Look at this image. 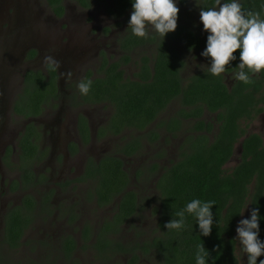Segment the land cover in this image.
Wrapping results in <instances>:
<instances>
[{
    "label": "flooded vegetation",
    "instance_id": "af4514ba",
    "mask_svg": "<svg viewBox=\"0 0 264 264\" xmlns=\"http://www.w3.org/2000/svg\"><path fill=\"white\" fill-rule=\"evenodd\" d=\"M94 1H102V9L110 15L100 14L85 20V16H81L67 20L81 28L79 32L74 33L87 37L86 52L82 58L85 65L66 70L65 73H72L70 80L64 75L60 76L58 69L51 78V71L45 67L44 61L41 65H27L18 75L15 89L9 97V104L7 97L6 124L8 126V107L15 122L10 131L7 129L4 132L0 143V264H9L11 257L8 250L17 248H22L21 261L25 264H59L61 260L66 261V264H85L79 253L83 247L96 251L101 260L99 264H129L131 254L126 253L123 247L131 248L140 244L144 237L152 235L156 226L157 212H153V209L157 189L154 181L160 172V169H157L167 163L168 158L154 156L155 158L148 160H138L134 157L149 143L163 139L164 135L173 137L171 132L164 131V125L156 127L160 133L159 139L150 140L148 134H145L149 128H155L159 120L164 119V115L160 116L164 108L144 129L123 126L122 121L113 119L114 106L111 101L93 100L92 98L96 97L91 94V89L87 95H81L78 83L81 80L92 81L95 77H106L107 70L112 69L113 65L116 70L121 71L123 81L142 80L145 75V63L153 73V62L164 45V38L151 31L146 38L134 36L131 29H128L130 16L127 13L114 15L109 12L107 4L112 0H92L88 7ZM62 2L64 13L67 12V3L66 0ZM197 2L198 0L195 4L199 12L197 18L191 15L185 18L184 14L178 18L201 34L203 24L200 21ZM47 4L52 14L24 22L22 26L25 27L21 29L25 33L29 34L31 31L36 34H54L50 28L60 25L63 13L56 14L49 3ZM47 23H51L49 28L44 27ZM171 42L180 47L179 42ZM181 51L184 59L183 76L196 70L193 67L189 71L185 70L188 64L187 52H193L204 59L205 63L198 66L208 64L207 59L201 55V50L181 47ZM27 52L29 55H35L37 49L29 47ZM5 54L8 58L6 51ZM30 69L40 71L45 78L41 82L31 81L29 84L41 85L43 82L51 87V82H54L56 88L47 93L37 111L17 112L13 108L14 100L23 90L26 84L24 75ZM223 74L224 82L229 85L232 81L231 72ZM171 102L177 104L175 109L180 105L178 99H172ZM55 108H59V112L55 111ZM175 109L173 108V112ZM54 113H57L55 117ZM215 114V111L204 109L201 115L212 122L210 134L217 129ZM55 119L61 123L60 143L50 140ZM190 119L183 118L185 124L177 131V134L182 135L173 146L174 157L177 155L178 145L188 133L185 129ZM132 135L139 136L141 145L127 154L122 148L131 140ZM236 143L234 151L238 144V160L241 146L239 142ZM109 155L121 159L122 167L130 177L125 188L132 189L137 197L136 206L131 213H118L115 206L121 197L119 193H113L110 199L101 202L99 200L97 190L106 189L102 185L99 186V169L113 160L107 158ZM153 167L157 169H152ZM138 170L142 175L148 174L150 177L137 179L135 175ZM142 212L147 213L144 220L148 223L145 226L147 229L143 228L146 235H140L134 226L138 223L137 217L141 218ZM130 224L133 230L126 237H121L120 231ZM12 228L20 230L16 233L15 244H12ZM136 249L139 255L136 264L141 261L155 264V261L150 262L146 255H142L139 248ZM120 255L123 259L118 258ZM152 257L154 258L153 255Z\"/></svg>",
    "mask_w": 264,
    "mask_h": 264
},
{
    "label": "trees",
    "instance_id": "16d2710c",
    "mask_svg": "<svg viewBox=\"0 0 264 264\" xmlns=\"http://www.w3.org/2000/svg\"><path fill=\"white\" fill-rule=\"evenodd\" d=\"M45 1L56 14L63 13V0ZM75 1L84 7L92 2ZM239 2L245 10L259 12L264 19V0ZM178 3L180 17L186 0H179ZM197 6L199 11L201 7L207 10L215 6V0H198ZM107 9L114 15L127 13L131 16L133 0H112L107 4ZM201 29L199 34L197 29L189 27L178 18L177 29L164 37V45L153 62V73L150 66L144 64L145 75L142 80L123 81L121 71L116 70L114 65L107 70L106 77L92 79L91 94L96 97L92 99L111 101L114 106L113 119H119L127 127L144 129L172 99L179 100L180 105L172 114L145 132L150 140L160 136L156 127L164 125V131L174 136L185 124L183 118H191L185 129L188 133L178 145L177 155L168 158V162L158 169L152 168L160 169L154 181L157 189L154 197L156 226L152 235L144 237L140 244L131 248L123 247L126 253L131 254L129 264H136L139 259L136 248H139L142 255H153L155 264H196L200 245H204L210 253L209 258L206 257V264H240L235 223L246 206L249 207L248 219L251 218L253 208L259 209V239L264 241V140L260 133L245 128L263 110L264 71L255 75L249 73L253 81L250 84L235 80L234 73L239 71L237 67L240 63V50H237L234 53L237 59L231 61L225 71L232 75L229 85L224 82L223 73L216 77L209 72L210 58L206 57L207 65L183 76L181 47L201 50L202 53L206 49L209 33ZM171 41L179 42L180 47ZM51 74L53 78L55 71H51ZM44 78L45 75L40 71H26V84L14 100L15 111L32 113L39 109L47 93L56 88L55 83L51 82L49 87L43 82L41 85L29 82H41ZM204 109L216 112L215 120L218 124L212 134L211 120L201 116ZM236 142L241 146L239 159L226 168L225 163L232 156ZM125 144L122 151L131 153L132 149L141 145L139 136L132 135L131 140ZM156 155L160 156L158 153ZM107 158L113 160L99 169V186L106 187L97 190L99 200L110 199L113 193H119L121 197L115 206L118 213H131L137 197L132 189L125 188L130 180L128 172L122 167L120 158L110 155ZM135 176L137 179L150 177L148 174L142 175L139 170ZM193 199L215 202L211 210L216 223L213 224L210 236L200 235L196 218L188 213H185V223L181 229L169 231L164 227L173 218L179 219L175 213L184 210ZM18 232L20 230L12 228V244L17 243ZM260 260H264V255L258 258L257 264ZM138 264L148 263L141 261ZM244 264H248L247 254Z\"/></svg>",
    "mask_w": 264,
    "mask_h": 264
},
{
    "label": "rangeland",
    "instance_id": "374dc122",
    "mask_svg": "<svg viewBox=\"0 0 264 264\" xmlns=\"http://www.w3.org/2000/svg\"><path fill=\"white\" fill-rule=\"evenodd\" d=\"M104 1L106 2L107 0ZM175 2L179 4V0H175ZM66 3L67 12H64L61 15L63 16L60 19L62 22L58 27L50 28L54 34L49 35L48 33L36 34L31 31H29V34H27L23 29H21L22 27H25L22 26V24L28 20L32 21L34 18L37 19L41 16L47 17L48 14H52V10L45 0H0V143L4 132L7 129L10 131L13 123L15 122L14 117L10 115L11 113L9 112L8 107L7 126L5 103L8 97L9 104V97H11L13 90L15 89L20 71L27 65H41L46 55H51L60 62V67L58 68L60 76H62V73H65L66 70H72L77 65L82 67L85 65L84 62H82V58L86 52L85 41H87V37L74 33L76 31L79 32L81 28L73 22H67V20H74V17L81 16H85V20L92 19L93 16L100 14L110 15L102 9V1H94V3L88 8L81 7L75 0H66ZM195 4L196 0H186V3L183 6V14L185 18L190 17V15L191 17H198L199 12L197 11ZM46 17L44 20H46ZM47 24L48 25L44 27H48L51 23ZM86 35L88 36L87 33ZM29 47L36 48L37 53H35V55H29V52H27ZM5 51L8 53V58L6 57ZM186 59L188 64L187 69L185 68V70L187 71L191 70L192 67L194 69L202 67L198 65H202L204 62L202 57L196 55L193 52H187ZM176 105L177 104L175 102H170L165 107L164 111L161 112L160 116L164 115L165 117L172 113L173 108L175 109ZM56 108L55 111L59 112V108ZM56 115L57 113H54V117ZM245 128L247 131H255L260 133L264 140V110L256 115L251 121H249ZM181 135L182 133H179L173 137L164 135L163 139L158 138V141L146 145L144 149H142L141 152L134 157V159L148 160L154 156H157V153L160 154V156H162L164 159L174 157L173 146H175L176 142L179 141ZM61 136V123L58 119H55L54 131L52 134H50V140L54 143H60ZM237 149L238 144L236 145V149L233 152V156L225 163L226 168H229L237 161ZM248 213L249 207L246 206L242 210L241 215L236 219V237L238 235L236 229L239 226V222L242 219H248ZM140 216L141 218L137 217L138 223H135L134 226L137 228V230H139L140 235H143V233L146 235L147 233L144 229H147L145 226H147L148 223H146L144 220L147 218V213L142 212ZM132 230V224L126 225L120 231L121 237H126V235H129V232ZM236 248L240 257V264H244L245 253L242 251L238 240ZM79 253L82 256L83 262L85 264H99L101 262L94 249L83 247L79 250ZM22 254V248L8 250V255L11 257L9 264H25L23 261H21ZM125 256L126 253L123 254V257ZM123 257L121 255L118 256L119 259H123ZM147 259L150 262L155 261V258H153L152 255L147 256ZM59 264H66V261L61 260Z\"/></svg>",
    "mask_w": 264,
    "mask_h": 264
},
{
    "label": "clouds",
    "instance_id": "9594fccd",
    "mask_svg": "<svg viewBox=\"0 0 264 264\" xmlns=\"http://www.w3.org/2000/svg\"><path fill=\"white\" fill-rule=\"evenodd\" d=\"M179 11L175 0H133L128 29L139 38H146L150 31L164 38L177 29ZM200 21L204 31L209 33L206 49L201 55L211 59L209 72L213 76L219 77L226 71L230 62L237 59L234 55L237 50H240V63L237 67L239 71L234 73L235 80L250 84L253 81L249 73L255 75L264 71V19L259 12L245 10L239 0H215V6L207 10L201 7ZM44 65L48 70L55 71L60 62L46 55ZM62 75L68 80L72 78L71 72ZM91 86V80H81L78 83L80 94L87 95ZM214 204V201L193 199L184 210L175 213L179 219L173 218L164 227L169 231L181 229L185 213H188L196 218L200 235L210 236L216 223L211 210ZM259 220V209L253 208L251 218L242 219L236 229V240L247 254L248 264H257L258 258L264 255V241L259 239ZM209 256L204 245H200L196 264H206V257ZM259 264H264V260H260Z\"/></svg>",
    "mask_w": 264,
    "mask_h": 264
}]
</instances>
